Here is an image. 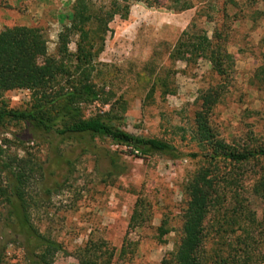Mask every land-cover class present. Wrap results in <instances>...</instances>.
<instances>
[{"label":"rangeland","instance_id":"rangeland-1","mask_svg":"<svg viewBox=\"0 0 264 264\" xmlns=\"http://www.w3.org/2000/svg\"><path fill=\"white\" fill-rule=\"evenodd\" d=\"M73 1L0 0V32L35 29L46 56L66 63L72 73L68 64L72 58L57 51V35L69 25ZM106 1L94 0V7ZM148 1L149 6L133 3L125 19L115 17L108 24L102 51L91 65L89 82L97 100L83 106V117L110 111L122 130L166 141L180 159L160 155L139 159L125 148L87 137L80 143L41 137L17 148L13 136L23 135L22 126H0V146L2 141L11 142L2 148L3 160L23 159L31 169L24 197L32 225L60 243L65 253L58 254L54 264H77L71 255L88 239L103 240L114 249L112 264H159L172 251L185 202L183 188L203 166L199 157L190 155L204 151L193 138V116L205 92L217 94L207 113L217 140L233 149L264 147V82L255 78L264 63V23L251 20L252 10L264 11V5L251 6L246 0ZM214 25L227 35L225 54L231 70L225 78L216 76L202 55H187L177 62L169 59L181 32L202 30L209 37ZM76 40V36L70 39L67 54H74ZM60 88H66L65 78L55 86ZM39 97L28 90L6 92L0 96V109L28 110ZM86 145L88 151L82 153ZM220 169L224 196L204 224L207 264H216L212 250L224 249L214 223L220 221L223 209L233 205L232 194L248 200L258 221L264 209V202L248 198L253 178L264 174L263 161L220 165ZM134 211L140 218L131 222ZM4 215L0 200V221ZM161 223L167 230L163 236L157 230ZM5 240L0 235V243ZM261 252L264 255V247ZM1 264H22L21 250L7 245Z\"/></svg>","mask_w":264,"mask_h":264},{"label":"trees","instance_id":"trees-1","mask_svg":"<svg viewBox=\"0 0 264 264\" xmlns=\"http://www.w3.org/2000/svg\"><path fill=\"white\" fill-rule=\"evenodd\" d=\"M93 1L74 0L69 25L57 35V51L68 60L72 58L73 62L67 61L72 66V73L66 63L46 56L45 45L35 29L13 27L0 32V96L18 90L40 95L28 110L0 109V126H22L23 135L13 136L17 148L41 137L76 143L87 137L90 141L106 140L113 146L125 148L130 155L139 159L152 155L164 156L169 160L180 159L181 155L170 143L135 137L122 130L119 118L110 114V111L89 118L83 117V106L97 100V93L89 82L91 65L102 51L105 36L109 33L108 24L115 17L125 19L133 3L149 6L148 0H107L104 5L95 8ZM246 1L251 6L264 5V0ZM205 18L211 22L209 15ZM251 20L264 23V11L253 9ZM189 28L193 29L192 26ZM188 31L181 32L169 59L177 62L183 61L187 55H202L211 71L225 78L231 70L225 54L227 35H223L215 25L209 37L202 30ZM74 36L77 37L75 52L69 55L67 45ZM62 78H65L66 88L55 89ZM255 78L264 82V63L257 69ZM216 98V91L205 92L200 98L199 110L194 113L193 138L204 151L199 156L192 154L190 157H199L203 166L192 174L183 188L185 202L180 212L178 239L172 251L163 256L159 264H207L203 256L204 224L210 211L224 196L221 190L224 175L220 165L243 166L264 162V147L233 149L216 139L207 121V113ZM1 143L0 200L5 215L0 221V235L4 240L7 236V240L0 243V264L7 245H15L21 250L22 264H54L58 254H65L61 244L40 234L28 216L29 204L24 196L31 169H28L23 159L3 160L2 148L11 142ZM81 150L82 153L87 152L88 145ZM248 198L252 202H264V174L253 178ZM231 200L233 205L229 204L223 209L219 215L220 221L214 223L217 226L215 232L218 239L222 240L220 245L224 249L212 250L213 258L216 264H263L261 249L264 247V209L258 221L256 210L250 208L248 200L238 198L236 193L232 194ZM138 218L140 216L134 211L130 221ZM163 226L161 223L157 228L159 236L167 234ZM71 256L77 264H112L114 249L103 240L88 239Z\"/></svg>","mask_w":264,"mask_h":264}]
</instances>
